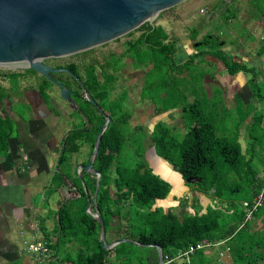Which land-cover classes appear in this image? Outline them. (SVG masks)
I'll return each instance as SVG.
<instances>
[{
    "label": "trees",
    "instance_id": "obj_1",
    "mask_svg": "<svg viewBox=\"0 0 264 264\" xmlns=\"http://www.w3.org/2000/svg\"><path fill=\"white\" fill-rule=\"evenodd\" d=\"M218 4L219 2L210 11H213ZM249 5L251 11L256 10L258 13L260 11L259 14L264 16V0H249ZM223 16L231 19L234 17L231 6L225 10ZM138 30H141L140 35L127 42L129 48L120 57L126 55L131 57L134 65L139 68L152 64V68L145 73L146 84L141 90L142 97L152 99L155 104L161 102V107H157L159 111L180 106L185 118V132L181 137L177 133L174 134L172 127L163 123H158L154 127L151 134L154 151L170 163L183 179L194 177L196 188L193 190L204 193L221 206L209 205L204 212H201L200 207L198 212L186 213L181 219L172 209L163 211L161 207L152 208L156 200L167 197L170 184L153 173L149 167L147 168L144 160L133 167L122 166L118 162L130 112L125 108V91H121L115 99H110V94L116 79L112 70L122 65L113 53L102 54L100 60L96 58L85 64L83 75L77 65L70 63L68 68L77 75L85 91L92 96L105 114L111 117L101 136L93 164L101 173L96 205L102 214L105 228L107 230L110 227L112 217L118 216L120 222L114 229L117 236L128 237L141 244L122 242L113 249H104L98 238V224L91 216L84 213L83 217L88 227L87 234L94 237V244L88 247L87 254L76 264H116L108 261L111 250H115L122 264H158L155 246L160 247L164 264H224L215 260L214 254L209 253L207 248L191 253L188 261L185 259L182 262L176 261L177 255L191 245L220 242H222L219 244L221 247L229 248L228 253L231 257L229 264H262L264 262V174H262L264 165L259 172L252 163V154L246 157L242 152L237 134L218 136L215 131L218 128L216 121L212 118L208 119L202 102L185 101L182 87L179 86L180 82L175 77V70H186L189 65L196 62V57H204L208 53L222 59L231 73L237 70L245 71L246 66L225 55L218 49L215 41H212L210 49L206 50L205 44L210 43L207 40L208 36L203 37V45L197 48L196 53L190 55L183 64L178 65L173 58L175 40L169 39L168 33L161 25L145 22L138 27ZM210 37L216 39L213 34ZM214 47L217 48L212 51ZM97 67L99 72H96ZM254 82L255 80H252V84ZM64 84L71 90L70 84L66 82ZM49 85V80L43 78L40 93L44 99L48 98L46 90ZM77 87L78 91L73 93V97L80 107L79 111L91 123L86 136L93 149L105 117L84 97L85 92L79 93L81 87L78 84ZM4 96L2 92L0 98ZM13 128L14 125L10 120L0 119V155L5 154L8 149L7 139ZM79 132L76 128L67 137L69 152L76 151ZM112 173L115 176L112 177ZM256 199L259 203L253 207ZM244 202L247 203L246 206L243 205ZM184 203H188V198ZM194 206L199 205L194 204ZM61 208L59 221L63 227V214L67 210H64L65 205ZM132 208L133 212L130 213ZM248 211H250L249 215ZM129 214L140 215V225L135 229L126 225V220L131 218ZM144 244L153 245L148 247L154 250L155 254L132 253L128 248L129 246L146 248ZM168 259L171 261L167 262Z\"/></svg>",
    "mask_w": 264,
    "mask_h": 264
},
{
    "label": "crops",
    "instance_id": "obj_2",
    "mask_svg": "<svg viewBox=\"0 0 264 264\" xmlns=\"http://www.w3.org/2000/svg\"><path fill=\"white\" fill-rule=\"evenodd\" d=\"M245 1L219 0V4L213 11L209 10L208 13L201 15L199 23L189 37L172 38L175 40L173 58L176 64H183L190 55L197 52L199 46L203 45V37L208 36L207 40L210 43L205 44L206 50H209L212 41H215L218 49L225 55L246 66L245 71L237 70L231 73L222 59L208 53L204 57H196V62L189 65L186 70H175V77L180 82L179 86L182 87L185 101L202 102L208 119L212 118L217 123L216 134L218 136L237 134L242 152L244 149L243 153L246 157L252 154L254 164L255 158L262 157L261 150L264 146V140L261 141L260 138V135L264 134V16L251 11L250 5V9L243 12L241 5ZM229 6L234 12L232 19L223 16ZM161 26L164 28L163 25ZM212 34L216 39L210 37ZM220 37H222L221 41ZM214 50L215 48L212 49ZM129 59L130 69L125 63L123 70L128 73L126 76L128 86H132V89L135 88L137 81L142 82L139 97L134 101L131 100L128 90L123 84L118 83L122 75L118 79L115 73L114 83V89L116 87L118 90L122 89L126 94L125 108L128 109L131 117L127 126L130 123L134 126L139 122L140 118L137 117L139 112H135L136 119L131 114L139 109L136 103L140 99L144 100L140 115L147 137L142 150L146 154L147 161L150 162L149 167L154 173V167L160 165L165 169L175 170L173 166L170 167L166 163L165 159L155 153L151 134L158 123L172 127L173 132L179 129L185 132L184 112L180 106L159 111L157 107H161V102L155 104L152 99L142 97L141 90L146 84L145 72L152 68V64L139 68L134 65L132 58ZM96 69L99 71V67ZM115 70L112 71L115 72ZM143 71L145 76L141 78L142 81L138 77ZM252 80H255L253 84ZM112 92L113 90L110 99H115L111 97ZM257 93L262 95L259 96ZM40 98L44 100L41 96ZM71 108L74 107L71 106ZM71 108L66 106L65 113L55 109L45 114L39 111L28 113L18 108L9 117L0 111V119L10 120L14 125L7 139L8 149L5 154L0 155V264H76L80 262L87 254L88 247L94 244V237L87 234L88 227L83 217L84 213L91 216L98 224V238L101 242V228L94 218L96 199L93 201V198L96 176L81 166L89 162L91 150H93L86 136L89 130H80L84 125L87 126L88 122L84 115L83 117ZM227 119L228 125L225 123ZM76 128L80 131L77 149L69 152L67 137ZM134 129L137 130V128ZM27 141L30 143L27 144ZM24 142L26 144H23ZM83 145L90 148L89 155L78 158L77 155ZM148 145L153 148L152 155L147 154ZM113 176H115L114 173H112ZM94 180L95 185H93ZM40 187L42 189H39ZM180 191H183L185 198H188L189 193L194 192L192 203L198 198L199 202H197L202 210H206L209 206V201H205L209 197L191 189L189 185L183 183ZM169 195L170 192L167 195V201ZM87 196L91 201L90 208L87 207ZM179 197L181 198V195H170V198L176 200ZM192 203H189L188 199L187 204L192 206ZM63 205H65L64 210L67 211L63 214L62 227L59 215ZM84 206L85 209H83ZM161 206L169 208L171 205L164 203ZM119 222L118 216H114L110 221V227L107 230L105 228L106 248L102 245L104 249L118 247L120 243L112 245L114 241L128 238L118 237L114 231ZM35 241L51 243L50 252L46 257L27 251L28 244ZM207 249L209 253L214 254L215 260L224 264H227L229 258L231 259L230 254L225 252V246L223 248L219 243L217 247L211 246ZM108 261L122 264L115 250H111ZM176 261L182 262L183 258L178 257Z\"/></svg>",
    "mask_w": 264,
    "mask_h": 264
},
{
    "label": "water",
    "instance_id": "obj_3",
    "mask_svg": "<svg viewBox=\"0 0 264 264\" xmlns=\"http://www.w3.org/2000/svg\"><path fill=\"white\" fill-rule=\"evenodd\" d=\"M182 1L184 0H0V64L25 62L24 66L48 76L49 73L55 72V69L45 64L43 59L75 54L105 44L145 22L154 25L153 19L160 11ZM69 73L81 85L85 92L84 97L105 115L90 160L86 165H81L84 170L96 176L93 198L95 201L101 173L93 168V162L101 136L111 117L105 114L92 96L85 91L77 75ZM56 84L60 88V97L75 107L71 90L63 83ZM166 163L172 167L167 161ZM175 172L182 178L180 173ZM183 180L185 183L196 181L194 177ZM87 198V207L90 208L91 201L88 196ZM188 199L189 203H192V193H189ZM94 210V218L101 228V243L106 248L104 220L96 204ZM121 242L137 244L129 238H121L112 245ZM155 247L158 251V264H164L160 247Z\"/></svg>",
    "mask_w": 264,
    "mask_h": 264
},
{
    "label": "rangeland",
    "instance_id": "obj_4",
    "mask_svg": "<svg viewBox=\"0 0 264 264\" xmlns=\"http://www.w3.org/2000/svg\"><path fill=\"white\" fill-rule=\"evenodd\" d=\"M218 1L219 0H184L181 3H179L173 7H170V8H167V9L160 11L154 17L153 23L155 25H163L164 28L166 29V32L168 33L170 39H172V38H176V39L187 38L191 35L193 30H195L194 28L199 23L201 15L204 13H208V11L211 10V8ZM248 9H250L249 0H246L245 3H243L241 5V10H243V12H245V11H248ZM255 12L258 13L256 10H255ZM259 13H260V11H259ZM140 32H141V30H138V27H137L134 30L128 32L127 34L120 36L114 40H111L105 44L98 45L96 47H93V48H90V49H87V50H84L82 52H78L75 54L62 56L60 58L55 59V61L60 62V63H68V62L69 63L74 62L77 64L80 63L79 71L83 75L84 74V68L83 67L85 64L92 61V59L101 58L102 54H106L109 51H115L117 53L124 51L125 46L123 47V44H122L123 41L138 36L140 34ZM221 40H222V37H220V41ZM214 43L217 44V42H214ZM214 48H217V47H214ZM125 62L127 63L128 68L130 69V67H131L130 66V59L126 58ZM24 65L25 64L20 65V66L16 65V64H5V65H0V67H2L3 69H9L12 66H17L16 69H21V68H24ZM125 69H127V67ZM96 72H99L98 69H96ZM127 80L128 79L126 76H121V79L118 81V83L123 84V86L128 90L129 97L131 98L132 101H134L135 99H137V97H139L138 94H139L140 86L142 85V82L137 81L135 83V88L132 89V86L131 87L126 86ZM51 89L52 90H49L48 92L55 99L58 109L61 112L65 113L66 110L63 107L64 100L62 98H58V92H57L56 87H51ZM118 91L119 90L117 87L115 89H113L111 97H116L118 94ZM138 111H140V110H138ZM131 116L134 117V116H136V114L132 113ZM228 122L229 121L227 119L225 123L228 125ZM184 130H185V128H184ZM177 131L174 132V134L178 133L179 137H181L182 134L184 133V132H181V129H179ZM260 133H262V132L260 131ZM146 137L147 136H146V132H145L144 128L140 129V130H135L134 128H132L130 126V124L128 126H126L125 133H124L123 148H122V151L118 157L119 164H121L122 166H126V167H133V166H135L136 163L144 160L147 163L146 167L148 168L150 162L147 161L146 154H144V152L142 150L143 147L145 146L144 141L146 140ZM260 138H261V141L264 140V134H261ZM241 142L243 143L242 140H241ZM89 150H90V148L88 146L86 147L85 145H83V147L81 148L77 157L83 158V157L88 156ZM243 152H245L244 149H243ZM153 153H154L153 148L149 147V145H148L147 146V154L152 155ZM261 155H262V157L260 159H257V158L254 159V165L259 170V172H261V170H262L261 167H263V165H264V146L261 150ZM154 169H155L156 175H158L160 178L166 180L170 184V195H176V196L181 195V198L179 197V199H178L179 201H178L176 199L170 198V195H169L168 201L166 200L167 197L165 198V200L163 199V201H161V200L155 201L154 204L152 205V208L153 207H161L163 211H167L169 209H172L179 216L180 219L182 218V215H184L186 213L198 212L200 206H194L193 203H192V206L191 205L189 206L188 204L184 203L185 199H187V197L185 198L183 191H180V190H181L182 184L185 182H184V180H182V178L179 176V174H177L173 169L163 168L162 165L155 166ZM151 171L154 173L153 169H151ZM262 174H264V173H262ZM185 184L189 185V187L191 189L196 188L195 183H185ZM39 189H42V188L40 187ZM193 193H192V199L194 196ZM197 201H198V198H197ZM197 201H196L195 205L196 204L199 205L198 204L199 201L198 202ZM205 201H209V205H212V206L213 205L221 206V204L217 203V201H212V198H209V199L207 198V200L205 199ZM164 203L165 204L168 203L171 206L169 208L162 207L161 204H164ZM204 211H205L204 209L201 210V212H204ZM132 212H133V208L130 211V213H132ZM139 214H141V212ZM129 215H131V218L126 220V225L135 229L136 226L140 225V215H138V216H132L133 214H129ZM137 231H138V229H137ZM137 245H140V244H137ZM128 248L132 251V253L137 252V253L142 254V255H148L149 253H151L152 255L155 254V251L150 250L149 247L143 248L141 246H138V248H136L133 246H129ZM230 262H231V259L229 258L227 264H229ZM262 264H264V262H262Z\"/></svg>",
    "mask_w": 264,
    "mask_h": 264
},
{
    "label": "flooded vegetation",
    "instance_id": "obj_5",
    "mask_svg": "<svg viewBox=\"0 0 264 264\" xmlns=\"http://www.w3.org/2000/svg\"><path fill=\"white\" fill-rule=\"evenodd\" d=\"M138 36L123 41V43H122L123 47L125 46L124 51H122L120 53L113 51L114 57L118 60L119 64L122 65V66L118 67L115 70V72H113V74L115 76H116V74L118 75V79H119L120 75L128 76L127 75L128 73L123 70V68H124L123 65L126 63L125 62L126 58H131L127 55L123 56L121 58L120 55L122 53H124L129 48L127 46V42L132 40V39L137 38ZM106 54H108V53H106ZM57 58H60V57H49V58L43 59V62L45 64H47L48 66L55 69V72L49 73L48 76H43L40 73H38L34 70H31L26 66H24V68H21V69H16L17 66H12L9 69H3L2 67H0V94L2 92H4V94H5L4 97L0 98V111L5 113V115L7 117H9V115L14 113V110H16L18 108H22L24 111H26V112L28 111V113H34V112L39 111V113H41V114L49 113L55 109L59 110L57 107L55 99L48 92L49 90H52L51 87H56L57 92H58V98H61L60 97V88L58 87L56 82H60L63 84L66 82V83L70 84L71 96H72L73 100L75 101V99L73 97V93L75 94L78 91L77 84L80 87H81V85L79 84V82L76 79L72 78L71 73H69L72 71L68 68V66L70 63H74V62L60 63V62L55 61V59H57ZM100 59L101 58H99L98 60H100ZM93 60L94 59H92V61ZM92 61H90V62H92ZM74 64L77 65L78 68L80 69V63H78V64L74 63ZM143 73H144V71L142 72L141 75H139L140 76V77H138L139 80L143 81V79H141L145 76V75H143ZM43 78H47L50 82V85L46 90L47 95H48L47 99H44L40 93V85L43 82ZM126 82H127L126 86H128V80ZM80 89L81 90L79 93L83 92L82 87ZM121 91H123V90L122 89L119 90V92H121ZM39 95L44 100H41ZM143 104H144V100H142V99H140L136 103V106L139 107L138 110H143V107H142ZM66 106L71 108L70 104L67 103L66 101H64L63 107L65 108ZM130 107H132V103H130ZM79 108L80 107L76 104V106L74 108H71V109L74 110L75 112H78L79 114H81L83 116L81 111H79ZM138 110L135 112H139L137 117H139L140 120L137 123V125H134V126L130 125V126L132 128L133 127L137 128V130H140V129H143L145 126L141 122L142 116L140 115L141 113ZM135 112H133V113H135ZM100 114H102L105 117V115L102 112H100ZM129 119H131V117ZM90 127H91V123L88 122V125L87 126L84 125L82 129L80 128V130L86 131V130H89ZM29 143L30 142L27 141V144H29ZM23 144H26V142H24Z\"/></svg>",
    "mask_w": 264,
    "mask_h": 264
},
{
    "label": "built area",
    "instance_id": "obj_6",
    "mask_svg": "<svg viewBox=\"0 0 264 264\" xmlns=\"http://www.w3.org/2000/svg\"><path fill=\"white\" fill-rule=\"evenodd\" d=\"M258 203H259V200L256 199V202L253 205V207H255ZM246 204H247L246 202L243 203L244 206H246ZM249 214H250V211H248V215ZM220 243H222V242H220ZM217 244L218 243H214V244H211V243H197L196 245H191L187 249H185L184 251L179 253L176 258L180 257V258H183V259L188 261L189 255L191 253H193L194 251H196L198 249H201V248H208V247H211V246H216ZM50 245H51L50 242L35 241L33 243L28 244L27 251L31 252V253H36V254H39V255H42V256L46 257L49 254V252H50ZM225 252H227V253L229 252V248L228 247H225ZM170 261H171V259L167 260V262H170Z\"/></svg>",
    "mask_w": 264,
    "mask_h": 264
},
{
    "label": "bare ground",
    "instance_id": "obj_7",
    "mask_svg": "<svg viewBox=\"0 0 264 264\" xmlns=\"http://www.w3.org/2000/svg\"><path fill=\"white\" fill-rule=\"evenodd\" d=\"M5 64H16V65H23L25 64V62H20V63H2L1 65H5Z\"/></svg>",
    "mask_w": 264,
    "mask_h": 264
}]
</instances>
